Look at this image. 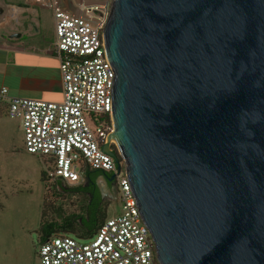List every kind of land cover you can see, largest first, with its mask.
I'll return each instance as SVG.
<instances>
[{"label":"water","instance_id":"obj_1","mask_svg":"<svg viewBox=\"0 0 264 264\" xmlns=\"http://www.w3.org/2000/svg\"><path fill=\"white\" fill-rule=\"evenodd\" d=\"M105 41L161 263L264 264V0H113Z\"/></svg>","mask_w":264,"mask_h":264},{"label":"built area","instance_id":"obj_2","mask_svg":"<svg viewBox=\"0 0 264 264\" xmlns=\"http://www.w3.org/2000/svg\"><path fill=\"white\" fill-rule=\"evenodd\" d=\"M111 5L112 0L45 3L56 20L54 52L62 75L61 102L11 96L7 87L0 88V103L8 102V117L22 123L25 150L51 159L47 182L79 185L90 167L115 175L119 189V216L105 219L88 239L52 236L39 244L38 264H162L113 138L116 72L105 41Z\"/></svg>","mask_w":264,"mask_h":264},{"label":"rangeland","instance_id":"obj_3","mask_svg":"<svg viewBox=\"0 0 264 264\" xmlns=\"http://www.w3.org/2000/svg\"><path fill=\"white\" fill-rule=\"evenodd\" d=\"M24 1L0 0V5ZM44 1L65 3V0ZM85 1L94 3L106 0ZM37 12L43 24L55 23L53 9L42 4L37 7ZM52 168L50 158L32 155L25 150L21 121L3 115L0 118V264H38L37 248L43 226L51 221H59L62 217L60 213L65 216L62 220L73 221L74 214L85 212V196L65 193L68 188L78 184H65L67 188L61 185L58 190V183L42 180L43 172ZM98 182L110 196L104 204L107 218L119 216L122 213L120 202L113 198L102 177L98 178ZM58 192L61 194L58 195ZM58 234L78 238L71 229Z\"/></svg>","mask_w":264,"mask_h":264},{"label":"crops","instance_id":"obj_4","mask_svg":"<svg viewBox=\"0 0 264 264\" xmlns=\"http://www.w3.org/2000/svg\"><path fill=\"white\" fill-rule=\"evenodd\" d=\"M45 3L0 5V88L7 87L11 96L61 102L62 75L54 52L56 20L43 24L37 16V7ZM18 33L20 37L14 36ZM7 111L8 102L0 103V118L8 116Z\"/></svg>","mask_w":264,"mask_h":264},{"label":"trees","instance_id":"obj_5","mask_svg":"<svg viewBox=\"0 0 264 264\" xmlns=\"http://www.w3.org/2000/svg\"><path fill=\"white\" fill-rule=\"evenodd\" d=\"M90 172H94L93 177H96L97 175L104 174L103 171L92 169L90 167H87L84 171L85 176H88ZM42 180L47 183L46 180V173L43 172L42 174ZM58 190L60 189V186L65 187V183L58 182ZM69 189V190H68ZM65 193H73V194H81L86 197L87 204L85 208L83 207V210L85 211L83 214H74V220L69 221L68 219L62 220L65 216L62 215V213L59 214L60 218L59 221H51L49 223H46V225L43 226L40 234V243L46 241L47 239L51 238L54 235H59V232H68V230L71 229V232L75 233L76 236L80 239H88L92 237L97 229L100 227V225L107 219L105 206H103L101 209L98 207L92 209V206L90 205V196L87 193V188H85L83 185L76 186V187H70ZM49 190V189H48ZM58 195L61 194V192L57 193ZM47 203V202H46ZM45 203V204H46ZM62 210V209H61ZM43 217H45V211L43 213Z\"/></svg>","mask_w":264,"mask_h":264},{"label":"flooded vegetation","instance_id":"obj_6","mask_svg":"<svg viewBox=\"0 0 264 264\" xmlns=\"http://www.w3.org/2000/svg\"><path fill=\"white\" fill-rule=\"evenodd\" d=\"M94 172H90L88 176H84L83 180L79 183L87 188V193L90 196V205L92 209L98 207L101 209L110 196L104 191L103 186L98 182V178L102 177L107 187L112 191L113 198L119 199V189L116 177L112 179V174L104 173L93 177Z\"/></svg>","mask_w":264,"mask_h":264}]
</instances>
